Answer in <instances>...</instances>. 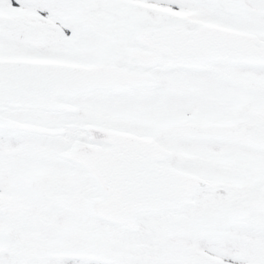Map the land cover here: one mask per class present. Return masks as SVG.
<instances>
[{"label":"snow or ice","instance_id":"obj_1","mask_svg":"<svg viewBox=\"0 0 264 264\" xmlns=\"http://www.w3.org/2000/svg\"><path fill=\"white\" fill-rule=\"evenodd\" d=\"M0 264H264V0H0Z\"/></svg>","mask_w":264,"mask_h":264}]
</instances>
